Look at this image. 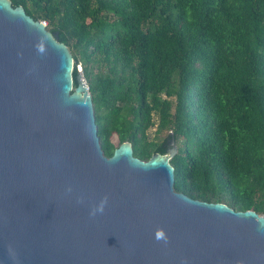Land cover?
I'll return each instance as SVG.
<instances>
[{
    "label": "water",
    "instance_id": "obj_1",
    "mask_svg": "<svg viewBox=\"0 0 264 264\" xmlns=\"http://www.w3.org/2000/svg\"><path fill=\"white\" fill-rule=\"evenodd\" d=\"M75 59L0 0V264H264V215L175 189L177 153L111 157Z\"/></svg>",
    "mask_w": 264,
    "mask_h": 264
},
{
    "label": "trees",
    "instance_id": "obj_2",
    "mask_svg": "<svg viewBox=\"0 0 264 264\" xmlns=\"http://www.w3.org/2000/svg\"><path fill=\"white\" fill-rule=\"evenodd\" d=\"M11 1L82 65L106 156L174 139L177 191L264 215V0Z\"/></svg>",
    "mask_w": 264,
    "mask_h": 264
},
{
    "label": "rangeland",
    "instance_id": "obj_3",
    "mask_svg": "<svg viewBox=\"0 0 264 264\" xmlns=\"http://www.w3.org/2000/svg\"><path fill=\"white\" fill-rule=\"evenodd\" d=\"M78 70L80 71V74L83 72V70H82V65H80V64L78 65ZM155 132H156V127L152 128V129L150 130V137H151V139H155ZM164 137H166V134H165V133L161 134V135L159 136V139L161 140V139L164 138ZM112 140H113V142H114L116 145L119 144V140H118V137H117V136H114V137L112 138Z\"/></svg>",
    "mask_w": 264,
    "mask_h": 264
},
{
    "label": "built area",
    "instance_id": "obj_4",
    "mask_svg": "<svg viewBox=\"0 0 264 264\" xmlns=\"http://www.w3.org/2000/svg\"><path fill=\"white\" fill-rule=\"evenodd\" d=\"M43 23H44L45 25H47V24H48L46 21H43Z\"/></svg>",
    "mask_w": 264,
    "mask_h": 264
},
{
    "label": "clouds",
    "instance_id": "obj_5",
    "mask_svg": "<svg viewBox=\"0 0 264 264\" xmlns=\"http://www.w3.org/2000/svg\"><path fill=\"white\" fill-rule=\"evenodd\" d=\"M43 22V21H42ZM47 26V25H46ZM80 72V71H79ZM83 75V73H81Z\"/></svg>",
    "mask_w": 264,
    "mask_h": 264
}]
</instances>
